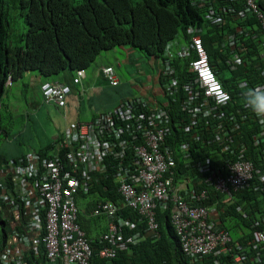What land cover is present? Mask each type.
<instances>
[{
	"label": "clouds",
	"instance_id": "1",
	"mask_svg": "<svg viewBox=\"0 0 264 264\" xmlns=\"http://www.w3.org/2000/svg\"><path fill=\"white\" fill-rule=\"evenodd\" d=\"M14 1L16 0H0V40L10 36L12 41L8 44V49L3 50V48H0V82H2L4 90L0 95V122L2 127L0 138L2 136L6 138L9 135L7 129L2 124L6 112H9V116H11V112L9 111L10 106L7 104L8 98L13 101L12 107L14 112L17 100L14 89L19 88L18 92L20 94L23 93L21 91V88H23L21 83H17L18 79L13 78L12 68L9 69L6 65L7 60L2 55H5L6 51L15 49L22 55L30 54L26 44L39 43L45 40L41 28L42 25H56L57 21L64 20L65 18L51 14L50 4L46 0H33L36 3V7L26 9L24 16L18 18L14 13L15 10L12 9L11 3ZM63 1L66 5L74 4V9L67 8L65 10L69 14H75L79 20V25L75 30L72 42L80 40L86 34L91 37L96 34L94 28L91 27L90 23L83 21L80 12L77 10L84 2L81 4L77 0ZM192 1L199 9H206L205 19L211 25L224 24L225 21L222 17L224 14L235 17L236 24L244 22L248 17L253 15L257 18L256 25L250 28H241L237 25L235 34H228L222 42L216 43L219 50L221 49L222 53L227 51L228 55L227 57L223 55L224 62L221 59H217L213 68L210 65L211 61L208 57V49L203 42L206 32L201 28L186 26L184 29H177L174 37L163 45L161 51L156 55H152L149 59L136 50H132L127 44L112 50L111 55L113 57L117 51H121L126 54V58L129 60L127 63L137 64V67L142 65L141 68L136 69L133 73H131V68L126 67V72L129 74L128 77L119 73L117 67H121L122 62L118 58L113 59V62L117 65H103L101 64L102 61L96 58L94 63L90 65H95L96 67L89 73L86 69L90 66L86 69L77 68L75 70L66 67L64 71L54 73L53 77H56L50 79H45L39 74L37 75V77L43 78L39 85H36V89H39L40 92L42 104L49 106L48 108L55 109L62 116V109L66 108L68 99L75 90L81 98L85 94L84 83L87 77L90 80V76L94 70H96L98 85L109 87L114 91V95L116 96L115 102L103 107V109L99 108L100 112L89 121H77L67 125L62 132L59 131L53 136L52 142L45 149L39 151L32 150L26 159L28 163L32 162L42 171L44 169L47 170L46 167L42 166L44 162L55 165L58 163L61 169L60 176L65 172H69L78 179L82 178L83 184L75 192L76 196L78 194L88 195L92 188L91 184L97 187L103 186L102 190H113L118 193V202L108 199L104 203L107 202L114 205L116 221H118V217H121L123 220L136 225L132 230H128L126 227L122 228L124 237L136 232L141 233L144 237L142 240L135 241L118 252L125 251L131 245H137L140 242L148 240L150 237H157L159 231L156 217L157 229H147L146 221L141 220L143 218L139 211L128 205L127 192L125 191V187H131L134 192L135 190H141V186L134 182V179L139 175V167L142 165L140 164L141 159L139 155L134 154L137 151L135 147L145 144L140 134L136 131V123L140 116L148 117L154 115L156 117V124L158 126L163 125L168 129L166 135L162 138L161 149L167 147L171 151L173 164L169 165L167 171L162 172V180L172 177L173 185L180 188L179 192L181 195H184V189L188 190L189 194L192 189L196 190V192L204 190L205 194H207V198L204 200L206 201L209 191H213L225 196L224 203H226V200L231 198H228V196L232 192L241 190L259 192L262 190L261 187L264 184V83L254 84L248 82V80L234 82L235 98H233L222 84L223 80L230 81L229 78L221 79L216 69V63H218L224 68V72L229 77L228 70L236 71L239 66L244 65V62L248 61V59L244 60L246 58V45L244 42L248 39L258 42L261 56L264 57V31L261 20L257 14L247 13L243 15L246 0H233L240 3V7L237 9L229 7H219L216 9L210 4L211 0ZM254 1L258 6L259 13L264 18V11L260 9L258 0ZM204 3L209 5L205 6ZM124 11L129 22H125L124 17L121 16L118 21L116 20L114 28L123 26L127 28V25H129L128 28H135L138 21L135 18V14L137 13L153 15L139 1L129 3ZM51 29L54 34L52 41L55 43L62 42L63 39L68 37L67 31L59 32L57 28ZM242 33L245 34L243 43L240 42ZM236 35L239 37H236ZM198 47L205 53L206 62L209 67L210 75L205 78L199 75L198 71L194 68V62L199 58ZM98 56H100V52ZM186 60H189L187 70L190 72V77L188 83L181 82L174 69L176 63H183ZM146 65L150 68H146ZM255 68L260 72V77L264 80V69L260 66H255ZM60 74H70V78L66 82L58 81L57 78ZM23 76L25 75L23 74ZM3 78H5L4 81H2ZM33 85L31 84V86ZM134 89L137 90L136 94L132 92ZM218 91L226 96L225 101H218ZM82 101L84 102V99ZM259 117L262 123H260ZM180 131L189 137L188 140L191 144H195V146H192L198 147L200 151H206L199 159H202L203 156L205 158L195 163L200 175L208 173L207 176L201 177L204 187L197 185L200 186L199 189L193 184L191 179L184 177L177 182L173 176V170L178 168L177 162L179 160L182 161L183 169H192L190 161L193 158L189 152V145L178 141L180 136H178L177 132ZM176 142H179V144H175ZM142 147L148 150L146 145ZM0 154L2 155L3 153L0 152ZM29 155H35L37 158L29 160ZM0 161L4 163L0 166V179H2L6 186H10L11 183L8 179L13 178L16 181L14 167L19 163L23 165V159L19 160L18 157L6 158L2 155L0 156ZM238 161H243L241 166L245 167V170L241 167L242 171L248 173L251 178L244 182L242 189L237 191L229 189L228 192H219L216 188L220 180L224 179L226 181L229 178L232 168ZM91 165H94L96 169L90 171ZM84 185L87 189L86 192H83ZM225 187H231V185L226 182ZM184 199L193 206H198L202 203L196 202L198 205L192 204L193 201L190 199V196L184 195ZM226 204L229 205L230 203L227 202ZM206 208L212 211V220L216 222V228L223 229L231 235L228 230L220 227L215 206ZM125 209L130 211V213L137 214V220L133 221L124 217L120 211ZM168 209L170 210V208ZM103 219L106 221V230L97 238L101 247L103 243L100 237L108 229V218L105 216ZM169 222L171 224L170 214ZM256 223H258V226L259 224L263 225L264 217ZM139 226H141L140 229H138ZM258 226L254 224L252 225V229L258 230L256 229ZM125 229L128 230V235L125 234ZM259 231L264 233L262 230ZM252 238L247 247H245V253L247 252L248 254V251L254 252L251 259L254 262L253 258L256 252H258L260 261L255 262L258 264L264 261V258H262L264 242L262 243L263 248L254 250ZM88 243L90 245L92 242ZM230 245L237 247L234 246L232 241Z\"/></svg>",
	"mask_w": 264,
	"mask_h": 264
},
{
	"label": "trees",
	"instance_id": "2",
	"mask_svg": "<svg viewBox=\"0 0 264 264\" xmlns=\"http://www.w3.org/2000/svg\"><path fill=\"white\" fill-rule=\"evenodd\" d=\"M50 4L51 14L62 16L64 20H59L56 25L47 26L42 25V31L45 36V40L39 43H28L27 48L30 54L22 55L16 49L6 51L5 55H2L7 60V66L12 68L13 78H23V74H34L37 73L45 79H50L56 72H62L66 67L72 70L77 68L86 69L88 68L96 58L102 61L101 64L111 65L114 58H118L121 51H117L114 57L110 52L117 47L127 44L132 50H136L141 53L145 58L149 59L152 55L159 53L163 45L171 40L177 32V29H184L186 26H193L201 28L206 32L203 37L205 47L208 49V57L210 59V65H215L217 59H221L223 62L225 59L223 55L227 57L228 52L222 53L219 50L216 43H220L228 34H235V28L238 25L241 28H250L257 23L256 16L248 17L244 22L237 23L235 17L224 14L225 23L221 25H211L205 19L206 9H199L192 0H77L79 3H83L77 8L80 12L84 22L90 23L91 27L94 28L96 34L92 37L88 34L84 35L80 40L72 42L76 28H78L79 20L75 14H69L65 9H74V4L66 5L63 0H46ZM134 1H139L145 5V7L151 11L153 15H142L135 14L137 26L135 28H114L116 20L118 21L121 16L124 17L125 22H129L125 13L126 6ZM12 9L15 10V15L18 18H22L26 9L36 7V3L33 0L22 1L16 0L11 3ZM214 8L229 7L237 9L240 7L239 2L233 0H211L210 3ZM260 9L264 11V0H258ZM205 6L209 5L204 3ZM243 2L241 4L242 8ZM51 28H57L59 32L67 31L68 37L63 39L62 42L55 43L52 41L54 36ZM60 28V29H59ZM67 28V29H66ZM154 28V29H153ZM259 28V25H258ZM244 33L240 36V42H244ZM236 37H239L236 35ZM0 48L3 50L8 49V44L12 41L10 36L4 37L0 40ZM246 45V60L244 65L237 68L236 71H229V80L222 81L224 88L230 92L233 98L234 93V82L240 80H248L254 84H263L264 80L260 77V72L257 71L255 66H260L264 69V57L261 56L259 44L256 40L248 39L245 42ZM18 52V53H15ZM100 52V56L98 53ZM105 52V53H104ZM104 53V54H103ZM110 53V54H108ZM106 54V56H104ZM175 64L174 69L177 72L178 78L181 82L188 83L190 72L188 69V62ZM3 78L2 81H4ZM1 81V80H0ZM24 89H36V85L28 86L23 85ZM21 88V91L22 89ZM4 92L2 88V82H0V95ZM24 92V91H22ZM17 99V97H16ZM1 104V102H0ZM11 120V116L9 117ZM28 124H25L27 130ZM2 131L0 122V132ZM8 133L9 130L7 129ZM180 136L178 141L181 143H187L189 145V152L192 154L190 161L191 170L182 168V161H178V168L173 170V176L175 181L182 180V178H189L193 184L199 189L203 186L202 176L200 175L196 162L201 155L206 151H200L198 147H194L195 144H191L188 140L189 137L182 131L177 132ZM7 134V132H5ZM30 139V138H29ZM22 139H19V145L15 144L13 147L18 153V159H23V165L27 166V155L30 149L36 151V149L28 145L22 146ZM175 144H179L176 142ZM194 145V146H192ZM0 156H2L0 154ZM196 161H195V160ZM1 164H4L0 161ZM11 176V175H10ZM201 180V181H200ZM8 181L12 184L15 182L13 178H9ZM115 186V184H113ZM200 185V186H197ZM91 191L88 195L78 194L75 202L78 207L77 220L80 227L83 229L88 242H92L87 237L85 223L90 222V219L99 220L105 216L101 214L93 216L94 210L98 204L104 203L111 199L114 202H118L119 196L113 190H102L103 186L97 187L91 184ZM262 190L259 192H253L248 190H241L238 192H232L230 198V204L224 203L225 196L218 194L217 192L209 191L208 199L199 205L205 207L215 206V210L218 213L220 221V227L225 228L232 236L238 234V230H241V241H238L240 245L239 252L245 253V247L252 238V225L258 222L264 217V184ZM12 196L15 197L16 194ZM80 200L87 201L84 208L80 207ZM192 204H196L193 202ZM169 206V205H168ZM121 214L133 221L137 220V214L130 213L128 210H121ZM26 210H22V217L20 220L25 219ZM170 210H162L161 208L156 209V219L159 224V231L157 237H150L148 240L140 242L137 245H131L125 251L118 252L116 258L111 260H103L97 258V251L101 247L98 240L90 243L93 250L92 264H230L232 254H218V255H207L202 258H191L183 254L179 238L177 237L173 227L169 222ZM42 223L44 224V214L42 213ZM44 226V225H43ZM42 226V227H43ZM141 226L138 227L140 229ZM258 230L264 231V224L256 227ZM21 232V230L18 229ZM22 233V232H21ZM125 234L128 235V230L125 229ZM235 246V245H234ZM1 248V247H0ZM235 250L237 247H233ZM2 249V248H1ZM238 250V249H237ZM249 258L247 264H256L253 262L252 255L254 252L245 253ZM264 258V250L262 252ZM25 264H47L45 257V251L40 245L38 253L34 254L32 251H27L24 254ZM258 264H264L261 261Z\"/></svg>",
	"mask_w": 264,
	"mask_h": 264
},
{
	"label": "built area",
	"instance_id": "3",
	"mask_svg": "<svg viewBox=\"0 0 264 264\" xmlns=\"http://www.w3.org/2000/svg\"><path fill=\"white\" fill-rule=\"evenodd\" d=\"M257 7L254 0H246L243 15L257 14L264 31V18ZM198 55L194 68L202 77H208L210 74L206 56L199 47ZM217 98L219 102H223L226 96L218 91ZM136 131L145 142L143 145L148 147V150L142 147L143 145L135 147L137 151L134 153L139 155L142 164L138 177L134 179V182L141 186V190L134 192L131 187H125V191L128 205L139 211L143 218L141 220L146 221L147 229H157V208H170V221L179 237L183 254L191 258L232 254L230 264H246L248 256L239 252V245L238 250L230 245L232 240L227 231L216 228L212 211L204 206H193L184 199V195L190 196L193 202L201 203L207 198L205 191L196 192L192 189L189 194V191L184 189V195H181L180 188L173 185L172 177L162 180V172L167 171L169 165L173 164L171 151L167 147L161 149L162 138L168 129L163 125L158 126L156 117L150 115L138 118ZM28 158L33 160L37 157L29 155ZM242 163L243 161L235 163L226 181L220 180L216 188L219 192L242 189L244 182L251 178L248 173L242 171V168H245L241 166ZM42 166L47 170H40L32 162L27 166L20 163L15 165L16 181L12 187L6 186L0 179V264H25L24 254L28 250L37 254L40 245L45 251L47 264H92V249L77 220L75 192L83 184L82 178L78 179L69 172L60 176L58 163L55 165L44 162ZM95 169L94 165L89 168L90 171ZM226 182L231 187L224 188ZM86 191L84 185L83 192ZM11 192L16 196L13 197ZM227 202H230V199H227ZM24 209L26 218L20 220ZM115 213L114 205L100 202L92 214H101L108 218V229L100 237L103 244L97 253L99 259H114L119 250L144 238L139 232L124 237L122 228L132 230L136 225L121 217L116 221ZM255 226H258V223H255ZM252 236L253 249L263 248L264 233L254 230ZM253 259L256 263L260 261L258 252Z\"/></svg>",
	"mask_w": 264,
	"mask_h": 264
},
{
	"label": "rangeland",
	"instance_id": "4",
	"mask_svg": "<svg viewBox=\"0 0 264 264\" xmlns=\"http://www.w3.org/2000/svg\"><path fill=\"white\" fill-rule=\"evenodd\" d=\"M104 56H106V54ZM118 59L122 62V64L121 67H117V69L119 70V73L125 77H128L129 75L126 72V67L131 68V73L142 67V65L137 67V64L133 65L131 63H127L129 60L126 58V54L124 52L119 53ZM111 64L117 65L112 62V60ZM95 67V65H92L86 69V71L89 73ZM145 67L148 69L150 68L147 65ZM55 77L56 76L52 78ZM18 90L19 88L14 89V93L16 92L17 97L14 112L12 107L13 101L9 98L7 100V104L10 106L9 111L11 112V120L9 118V112H6V115L3 117L2 124L4 128L9 130V135L6 138L3 136L0 138V152L2 146H6L8 142L18 146L20 138L22 139V146L26 147L29 142L37 151L43 150L52 142L53 136L60 131L62 114H48L47 109L49 106L42 104L39 89L33 90L23 88L22 91L24 92L21 94ZM132 92L136 94L137 90L134 89ZM115 101L116 96L114 95V91L112 89L103 85H98L94 90L93 97L87 96L84 99L83 104L87 108L97 107L103 109V107L109 106ZM26 123L28 124L27 130L25 129ZM32 150L33 149H30V151Z\"/></svg>",
	"mask_w": 264,
	"mask_h": 264
},
{
	"label": "crops",
	"instance_id": "5",
	"mask_svg": "<svg viewBox=\"0 0 264 264\" xmlns=\"http://www.w3.org/2000/svg\"><path fill=\"white\" fill-rule=\"evenodd\" d=\"M216 69L218 72V75L221 79H228V75L224 72V68L220 66L218 63H216ZM37 73L25 75L23 78L17 80V83H21V86L24 87V84H28V86L33 85H39L40 81H42L43 78L37 77ZM70 78V74H60L58 76V81L66 82L67 79ZM96 70L92 72L90 76V80H88V77L84 83V89H86L85 94L82 96V98L79 96L78 92L75 90L71 97L68 99V104L66 108L63 110V116L61 117V124H60V131L69 124L77 121L86 122L91 120L98 112H100V109L97 107H90L87 108L83 104L84 102L82 99H85L87 96H92L94 93L95 88L98 86L99 83L96 79ZM47 112L49 115L52 113L60 114L53 108H48ZM1 153L6 158H16L18 153L16 149L13 147V144L8 142L6 146H2ZM87 201L80 200V207L84 208V205ZM85 230L87 232V237L91 239L92 242L97 240L99 235H101L106 230V221L103 218H100L99 220L96 219H90V222L85 223ZM231 240L232 243L235 246H238V241L241 239V230H238V234L236 236H232L231 233Z\"/></svg>",
	"mask_w": 264,
	"mask_h": 264
}]
</instances>
